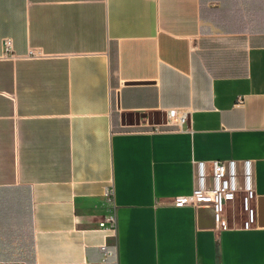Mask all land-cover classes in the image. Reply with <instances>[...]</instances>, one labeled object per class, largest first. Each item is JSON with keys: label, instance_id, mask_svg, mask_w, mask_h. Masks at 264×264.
Masks as SVG:
<instances>
[{"label": "crops", "instance_id": "crops-1", "mask_svg": "<svg viewBox=\"0 0 264 264\" xmlns=\"http://www.w3.org/2000/svg\"><path fill=\"white\" fill-rule=\"evenodd\" d=\"M231 159L248 209L175 206ZM0 264H264V0H0Z\"/></svg>", "mask_w": 264, "mask_h": 264}, {"label": "built area", "instance_id": "built-area-1", "mask_svg": "<svg viewBox=\"0 0 264 264\" xmlns=\"http://www.w3.org/2000/svg\"><path fill=\"white\" fill-rule=\"evenodd\" d=\"M3 57L14 60L17 55L14 52L13 41L10 38L4 40ZM29 58L35 57L29 54ZM243 99H238V104H242ZM169 124L181 128L188 121L187 113H180L173 110L168 114ZM195 165V187L193 193L187 196H178L175 199V206L186 205L210 206L215 214L216 222L222 218V214L228 202L236 199L239 192H245L244 205L248 209L249 202L254 198L253 189V161L250 159L238 162L231 160H213L211 162L197 161ZM240 180H242V185ZM106 198L109 202L113 200V192L106 191ZM99 226L110 231L117 230L116 214L111 212L104 216L99 222ZM102 251L103 263H116V251L107 243L99 246Z\"/></svg>", "mask_w": 264, "mask_h": 264}]
</instances>
